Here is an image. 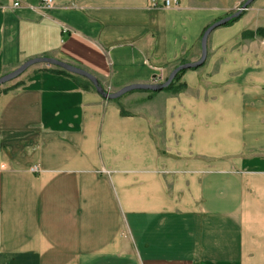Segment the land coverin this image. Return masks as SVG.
<instances>
[{
    "label": "crops",
    "instance_id": "crops-1",
    "mask_svg": "<svg viewBox=\"0 0 264 264\" xmlns=\"http://www.w3.org/2000/svg\"><path fill=\"white\" fill-rule=\"evenodd\" d=\"M52 1L0 0V77L162 81L247 0ZM180 82L107 101L39 64L0 87V264H264V0Z\"/></svg>",
    "mask_w": 264,
    "mask_h": 264
},
{
    "label": "water",
    "instance_id": "water-1",
    "mask_svg": "<svg viewBox=\"0 0 264 264\" xmlns=\"http://www.w3.org/2000/svg\"><path fill=\"white\" fill-rule=\"evenodd\" d=\"M253 1L254 0H247L236 12L209 25L207 29L204 31L201 37V40H200V44H199L200 53H199L198 59L193 62H188V63H184V64L176 66L174 69H172V71L168 74V76L162 81H160V79H157L156 76H153L151 83L131 84L115 92H107L99 85L97 79L93 77L91 74H89L88 72L80 68L74 67L72 65H69L67 63L58 61L56 59L39 57V58H34V59H30L26 61L25 63L20 65L18 68L13 70L12 72H9L3 75L2 77H0V87L17 79L20 75H22L30 67L34 65L42 64V65H48V66L57 68L70 75H74V76L85 79L91 84L95 92L101 98L107 101L118 100L124 95L133 93V92H149V93L162 92L169 87V85L173 82V80L176 78L179 72L200 68L204 64L207 58V41H208L210 34L215 29L225 26L231 20L238 19L241 16L242 12L246 10V8Z\"/></svg>",
    "mask_w": 264,
    "mask_h": 264
},
{
    "label": "trees",
    "instance_id": "trees-1",
    "mask_svg": "<svg viewBox=\"0 0 264 264\" xmlns=\"http://www.w3.org/2000/svg\"><path fill=\"white\" fill-rule=\"evenodd\" d=\"M237 19H234V20H231L230 22H228L225 26H229L230 24H232L233 22H235ZM208 27V26H207ZM207 27L203 30L201 36H200V39H199V42L201 40V37L204 33V31L207 29ZM184 63H188V60H187V57L186 56H182L177 65H181V64H184ZM60 73L64 74V75H69L68 73L62 71V70H59ZM185 71H182V72H179L178 75L176 76V78L173 80V82L169 85V87L167 89H165L164 91L168 92L169 94L171 95H176V94H179L180 92H182L184 89H185V85L183 83L180 82V79H181V76L183 75ZM122 115H124L123 112H121Z\"/></svg>",
    "mask_w": 264,
    "mask_h": 264
},
{
    "label": "built area",
    "instance_id": "built-area-1",
    "mask_svg": "<svg viewBox=\"0 0 264 264\" xmlns=\"http://www.w3.org/2000/svg\"><path fill=\"white\" fill-rule=\"evenodd\" d=\"M177 1L178 0H164L163 1V5H164V7H169L170 5H176V3H177ZM52 3H53V1L52 0H42V4L45 6V7H47V8H51L52 7ZM19 6V3L18 2H16V3H14L13 4V8H16V7H18ZM34 170H36V169H32V171H34Z\"/></svg>",
    "mask_w": 264,
    "mask_h": 264
},
{
    "label": "rangeland",
    "instance_id": "rangeland-1",
    "mask_svg": "<svg viewBox=\"0 0 264 264\" xmlns=\"http://www.w3.org/2000/svg\"><path fill=\"white\" fill-rule=\"evenodd\" d=\"M155 134L157 135L158 129H154Z\"/></svg>",
    "mask_w": 264,
    "mask_h": 264
}]
</instances>
